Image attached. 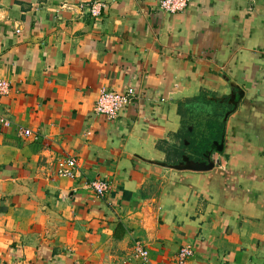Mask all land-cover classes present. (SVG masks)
<instances>
[{
    "label": "crops",
    "instance_id": "0c3cea01",
    "mask_svg": "<svg viewBox=\"0 0 264 264\" xmlns=\"http://www.w3.org/2000/svg\"><path fill=\"white\" fill-rule=\"evenodd\" d=\"M0 77V264H264V0H0Z\"/></svg>",
    "mask_w": 264,
    "mask_h": 264
},
{
    "label": "built area",
    "instance_id": "2783aa9c",
    "mask_svg": "<svg viewBox=\"0 0 264 264\" xmlns=\"http://www.w3.org/2000/svg\"><path fill=\"white\" fill-rule=\"evenodd\" d=\"M158 10L168 14H179L185 11L187 8L188 0H154ZM105 5L99 2H93L89 6V15L93 18L101 16V12ZM10 84L7 80L0 77V127L9 128L11 123L1 112L2 100L10 94ZM135 92L128 90L125 93H118L115 91L101 90L94 107V113L96 115L106 118L108 121H115L119 117L120 111L129 105ZM23 135L31 136L29 130H24ZM78 172V163L74 157H67L57 163V175L60 177L73 179ZM92 189L99 197H104L109 189L106 182L101 180L94 181ZM136 252L143 260L148 259V252L142 247L140 243H137ZM193 252L190 248H182L177 254L178 261L183 264L188 258L192 257Z\"/></svg>",
    "mask_w": 264,
    "mask_h": 264
},
{
    "label": "water",
    "instance_id": "95a60500",
    "mask_svg": "<svg viewBox=\"0 0 264 264\" xmlns=\"http://www.w3.org/2000/svg\"><path fill=\"white\" fill-rule=\"evenodd\" d=\"M207 168H204V167H201V168H195V169H193V170H195V171H201V170H206Z\"/></svg>",
    "mask_w": 264,
    "mask_h": 264
},
{
    "label": "rangeland",
    "instance_id": "374dc122",
    "mask_svg": "<svg viewBox=\"0 0 264 264\" xmlns=\"http://www.w3.org/2000/svg\"><path fill=\"white\" fill-rule=\"evenodd\" d=\"M186 135L189 138V140L193 141V139H194V136L193 135H188V134H186Z\"/></svg>",
    "mask_w": 264,
    "mask_h": 264
}]
</instances>
